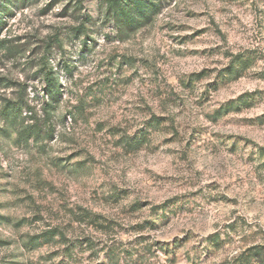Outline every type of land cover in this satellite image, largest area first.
I'll use <instances>...</instances> for the list:
<instances>
[{
	"label": "rangeland",
	"instance_id": "1",
	"mask_svg": "<svg viewBox=\"0 0 264 264\" xmlns=\"http://www.w3.org/2000/svg\"><path fill=\"white\" fill-rule=\"evenodd\" d=\"M5 1L0 264H264V0H162L123 40L104 0ZM44 62L55 137L20 140Z\"/></svg>",
	"mask_w": 264,
	"mask_h": 264
},
{
	"label": "trees",
	"instance_id": "2",
	"mask_svg": "<svg viewBox=\"0 0 264 264\" xmlns=\"http://www.w3.org/2000/svg\"><path fill=\"white\" fill-rule=\"evenodd\" d=\"M105 6V18L114 23L119 39L128 37L131 33L136 32L143 26L150 24L162 10V0H104ZM9 12L7 1L0 0V35L3 29L8 25L6 16ZM89 18L88 20H90ZM80 30V28H79ZM9 40L7 38L0 39V48L5 45ZM84 47L88 46L87 42H84ZM7 50L10 52L13 50L7 45ZM235 62H239L237 58ZM241 65V63L239 64ZM44 75V96L45 100L41 106V115L36 110V105H33V100L24 101V98H17L16 100H10L4 105V111L6 117L10 122L16 124L18 122V137L20 140L29 141L35 140H52L55 137L56 128L53 124L54 112L58 109L59 104L63 99L64 89L62 83L58 77V71L54 67L46 66ZM66 70L70 73L72 66L66 65ZM230 69V74H239L243 70L242 68ZM239 70V71H238ZM27 110V117L23 116V111ZM69 114H73L70 111ZM149 122V128H153L154 124ZM158 121L156 126H159ZM142 130L141 139L139 145L143 143L144 138L147 136L145 130ZM75 220L78 223H87L88 225L96 227V229L102 230L105 233H109L111 229V222L99 214L92 213L90 211H82V213H74ZM56 231V230H55ZM58 232V231H56ZM59 233V232H58ZM64 237V235L62 234Z\"/></svg>",
	"mask_w": 264,
	"mask_h": 264
}]
</instances>
